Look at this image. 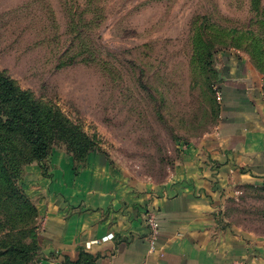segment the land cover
<instances>
[{
  "label": "rangeland",
  "instance_id": "1",
  "mask_svg": "<svg viewBox=\"0 0 264 264\" xmlns=\"http://www.w3.org/2000/svg\"><path fill=\"white\" fill-rule=\"evenodd\" d=\"M0 84L33 134L0 90V264H85L40 239L56 189L182 185L189 154L217 155L226 89L264 103V0H0ZM205 196L214 229L248 241L236 264H264V184Z\"/></svg>",
  "mask_w": 264,
  "mask_h": 264
},
{
  "label": "crops",
  "instance_id": "2",
  "mask_svg": "<svg viewBox=\"0 0 264 264\" xmlns=\"http://www.w3.org/2000/svg\"><path fill=\"white\" fill-rule=\"evenodd\" d=\"M223 105L229 124L217 155L189 154L182 185L156 187L109 172L89 174L76 184L68 180L56 189L68 203H47L40 234L46 248L85 264H236L244 259L248 241L214 229L205 195L223 186L264 184V103L250 89L232 87L224 92ZM150 214L157 225L154 240L146 222ZM108 235L112 238L103 240Z\"/></svg>",
  "mask_w": 264,
  "mask_h": 264
},
{
  "label": "trees",
  "instance_id": "3",
  "mask_svg": "<svg viewBox=\"0 0 264 264\" xmlns=\"http://www.w3.org/2000/svg\"><path fill=\"white\" fill-rule=\"evenodd\" d=\"M1 96L6 97L9 96V102L12 104V111L10 112V121H8V126L10 125L13 127L14 125L16 128H26L28 130L27 136H32V129L28 127L27 122L21 119L19 116V106H23L25 108V101L22 98H18L17 96L13 95V92L9 89V87L5 84H0ZM24 102V103H23ZM20 104V105H17ZM17 105V106H16ZM16 106V107H15ZM7 124V123H6ZM40 139V137H38ZM38 139V140H39Z\"/></svg>",
  "mask_w": 264,
  "mask_h": 264
},
{
  "label": "built area",
  "instance_id": "4",
  "mask_svg": "<svg viewBox=\"0 0 264 264\" xmlns=\"http://www.w3.org/2000/svg\"><path fill=\"white\" fill-rule=\"evenodd\" d=\"M146 222H147V225L151 231V238H152V240H154L156 235H157V225L155 222L154 215L153 214L148 215ZM111 238H112V235H108L107 237L103 238V240H107V239H111Z\"/></svg>",
  "mask_w": 264,
  "mask_h": 264
}]
</instances>
